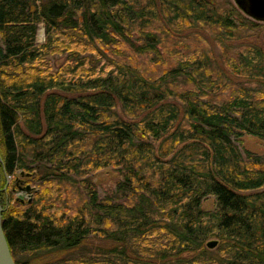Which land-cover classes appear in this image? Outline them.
I'll return each instance as SVG.
<instances>
[{"label": "trees", "instance_id": "16d2710c", "mask_svg": "<svg viewBox=\"0 0 264 264\" xmlns=\"http://www.w3.org/2000/svg\"><path fill=\"white\" fill-rule=\"evenodd\" d=\"M261 29L228 0H0L15 264H264V157L237 144L264 142ZM17 171L37 191L6 208Z\"/></svg>", "mask_w": 264, "mask_h": 264}, {"label": "rangeland", "instance_id": "374dc122", "mask_svg": "<svg viewBox=\"0 0 264 264\" xmlns=\"http://www.w3.org/2000/svg\"><path fill=\"white\" fill-rule=\"evenodd\" d=\"M223 1L225 0H217L219 5L223 4ZM228 1L232 3L233 5H235L234 0H228ZM257 23L262 27V29L260 30L258 35L254 36L253 41H256V43L257 42L261 43V41H264V23L262 22H257ZM44 39L45 38H44V30H43V41L36 39L37 44H42L44 42ZM214 51H215V54L218 55L219 53L218 50L215 49ZM237 144L239 145V148L242 152L248 151L258 156L264 157V142L258 140L257 138L250 137V136H243L241 138V142ZM20 174L21 172L17 171L14 173L15 177H13V179L12 178L8 179V177H6V184L7 182L11 184L7 190L6 196H8V199L5 198L6 199L5 207H6L7 202H9L10 204L9 207H10L16 203L19 204L20 202L17 201L18 199H22L24 201L23 203H25L28 200L26 195L20 192H13V189H14L13 184L15 183L14 182L15 178H19ZM119 179L120 177H119L118 171L112 168H108V169L102 170L101 172L97 173L94 177V182L98 188L100 198H103L106 193H108L110 190H113L115 188L116 182ZM28 185H30L31 188H36V186L33 184H28ZM19 195H23V197H18ZM201 207L204 211H213L215 209V198L213 197L206 198L202 202Z\"/></svg>", "mask_w": 264, "mask_h": 264}, {"label": "water", "instance_id": "95a60500", "mask_svg": "<svg viewBox=\"0 0 264 264\" xmlns=\"http://www.w3.org/2000/svg\"><path fill=\"white\" fill-rule=\"evenodd\" d=\"M234 2L249 19L255 22L264 23V0H234ZM29 176V174L21 173L19 178L15 181L16 189H14V192H20L26 195L28 202L33 199V196L37 191L36 188H31L30 185H24L22 179ZM17 201L20 203L24 202L22 199H18ZM3 211L4 209H2L0 204V264H15L3 233L1 220ZM217 245V241H210L206 246L208 249L212 250L215 249Z\"/></svg>", "mask_w": 264, "mask_h": 264}, {"label": "bare ground", "instance_id": "6f19581e", "mask_svg": "<svg viewBox=\"0 0 264 264\" xmlns=\"http://www.w3.org/2000/svg\"><path fill=\"white\" fill-rule=\"evenodd\" d=\"M36 39L43 41V29L42 27L38 28L37 34H36Z\"/></svg>", "mask_w": 264, "mask_h": 264}, {"label": "built area", "instance_id": "2783aa9c", "mask_svg": "<svg viewBox=\"0 0 264 264\" xmlns=\"http://www.w3.org/2000/svg\"><path fill=\"white\" fill-rule=\"evenodd\" d=\"M7 177H8V179H9V178H10V179H11V178L13 179V177H15V175L7 176ZM11 181H12V180H11ZM10 184H11V183L7 182V186H8V187L10 186ZM18 197H23V195H19ZM7 199H8V198H7ZM9 205H10L9 202H7V203H6V208H9Z\"/></svg>", "mask_w": 264, "mask_h": 264}]
</instances>
